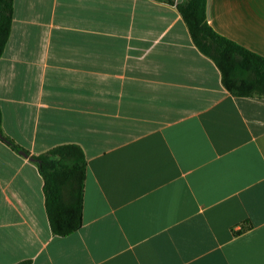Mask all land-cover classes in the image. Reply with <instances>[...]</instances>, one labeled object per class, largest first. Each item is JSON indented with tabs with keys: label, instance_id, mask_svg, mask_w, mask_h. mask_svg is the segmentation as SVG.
I'll return each instance as SVG.
<instances>
[{
	"label": "crops",
	"instance_id": "crops-1",
	"mask_svg": "<svg viewBox=\"0 0 264 264\" xmlns=\"http://www.w3.org/2000/svg\"><path fill=\"white\" fill-rule=\"evenodd\" d=\"M207 21L264 57V0H208ZM0 110L28 157L86 159L81 225L57 236L0 138V264H264V97L223 87L174 4L13 0Z\"/></svg>",
	"mask_w": 264,
	"mask_h": 264
},
{
	"label": "trees",
	"instance_id": "trees-1",
	"mask_svg": "<svg viewBox=\"0 0 264 264\" xmlns=\"http://www.w3.org/2000/svg\"><path fill=\"white\" fill-rule=\"evenodd\" d=\"M174 4L195 47L220 72L221 84L233 96L264 97V57L215 32L206 17L208 0H164ZM13 0H0V56L9 37ZM1 139L15 152L28 151L1 129ZM43 180L44 207L51 232L66 236L81 225L86 159L81 147L59 144L31 155ZM29 260L16 264H29Z\"/></svg>",
	"mask_w": 264,
	"mask_h": 264
},
{
	"label": "water",
	"instance_id": "water-1",
	"mask_svg": "<svg viewBox=\"0 0 264 264\" xmlns=\"http://www.w3.org/2000/svg\"><path fill=\"white\" fill-rule=\"evenodd\" d=\"M206 17H208V2H207V7H206ZM0 138H1V133H0ZM19 153L21 154V155H23L24 157H28V154L25 152V151H23V150H21V151H19ZM30 160H33V158L30 156V157H28Z\"/></svg>",
	"mask_w": 264,
	"mask_h": 264
}]
</instances>
